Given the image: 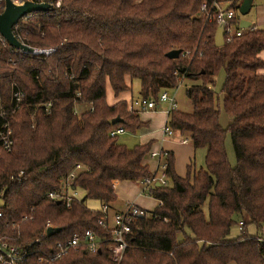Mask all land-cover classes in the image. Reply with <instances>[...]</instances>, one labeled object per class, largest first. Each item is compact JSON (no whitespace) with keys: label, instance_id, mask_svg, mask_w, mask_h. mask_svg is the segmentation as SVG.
I'll return each instance as SVG.
<instances>
[{"label":"trees","instance_id":"trees-1","mask_svg":"<svg viewBox=\"0 0 264 264\" xmlns=\"http://www.w3.org/2000/svg\"><path fill=\"white\" fill-rule=\"evenodd\" d=\"M204 1L61 0L59 9L19 23L25 44L57 48L47 58L0 56V98L13 140L10 151H0V235L30 246L33 253L20 264H45L38 259L56 242L87 230L104 240L95 253L72 250L52 264H264L261 233L249 235L241 222V234L228 238L235 215H246L257 231L264 226V29L217 48L215 25L199 15ZM173 50L179 57L168 59ZM220 71L222 109L232 117L226 128L212 90ZM182 78L192 82L185 89L192 111L174 109L167 123L194 150L205 149V169L189 165L180 177L173 153L163 149L169 183L148 191L162 204L134 218L129 246L116 262L110 229L97 225L101 209L84 202L107 206L110 217L121 212H112L114 182L150 176L152 143L127 148L110 137L114 128L135 133L147 123L129 109L133 100L108 104L106 86L117 97L137 80L139 97L157 99ZM15 89L24 97L13 112ZM116 118L121 122L113 125ZM227 133L235 167L225 150ZM76 165L87 168L72 185L84 197L70 207L50 200ZM47 225L59 232L47 237Z\"/></svg>","mask_w":264,"mask_h":264},{"label":"built area","instance_id":"built-area-1","mask_svg":"<svg viewBox=\"0 0 264 264\" xmlns=\"http://www.w3.org/2000/svg\"><path fill=\"white\" fill-rule=\"evenodd\" d=\"M15 6H23L25 3H35V4H47L50 6L48 13L55 11L61 7V0H9ZM243 1V0H242ZM236 2L235 0H207L204 1L199 8V15L205 23H213L215 28L221 29L223 43H230L234 39L241 37L247 32L258 29V27L252 26L243 28L240 26L241 19H245L239 13V6L242 3ZM262 1V0H258ZM254 2V0H253ZM253 6V3H252ZM5 8V0H0V14ZM39 12H32L30 14L24 15L18 23L12 28V33L17 41H19L24 47L31 50L30 53L24 52L21 49L10 47L7 41L0 35V56L4 51H8L10 54L16 56H32L39 58H47L53 55L57 48L56 47H32L23 42L22 36L18 30L19 23L25 22L32 18L35 14ZM188 52L183 53L182 57H188ZM183 78L178 82L177 86L170 91L177 90L181 87ZM175 93L170 95L168 91H162L158 94L157 99L152 98H141L133 100L129 106L131 111L137 113H149L156 112L160 104L165 105L162 112L166 115V122L160 129V139L159 148L156 151L150 153V158L153 159L154 167L150 171V176L142 179L140 181L141 188L139 195L147 196L148 191L153 186L165 187L168 185V179L165 174V152L162 148V144L171 138L175 132H173L167 121L172 110L177 109L175 101ZM24 94L20 90H13L11 93V105L12 111L19 109L20 104L23 100ZM45 107H50V104H45ZM7 111L5 110L2 100L0 98V151H10L13 140H12V130L9 123L5 120ZM126 131L123 127H117L109 132L110 137H119ZM187 139H182L179 143H187ZM87 169L82 165H76L75 168L67 175V177L62 181V187L59 191H54L48 194V198L52 201H56L64 204L66 207H70L71 201L76 199L77 192L72 188L73 182L79 171ZM21 174V173H20ZM149 196V195H148ZM150 197V196H149ZM157 202V201H156ZM161 202H157V205H161ZM101 216L97 221V225L104 229H110V243H111V253L112 259L116 262L120 261L125 250L128 248L127 237L130 235L131 228L130 224L136 217H142L145 214V210L138 207L134 202H127L124 209L109 216L107 206H102ZM1 217V212H0ZM27 217H24L22 221H25ZM48 226V225H47ZM48 228H50L48 226ZM239 229H242V223H240ZM17 240V238H14ZM104 240L97 238L92 230H87L82 235H73L71 239L67 241L56 242L48 253H43V257L39 262L45 264H52L55 261L62 259L68 252L77 251L79 249L85 250L89 253H95L98 249L100 243ZM30 246L21 247L14 244L11 238L6 235H0V264H20L24 262L27 257L32 254Z\"/></svg>","mask_w":264,"mask_h":264},{"label":"rangeland","instance_id":"rangeland-1","mask_svg":"<svg viewBox=\"0 0 264 264\" xmlns=\"http://www.w3.org/2000/svg\"><path fill=\"white\" fill-rule=\"evenodd\" d=\"M264 1H258L254 0L253 7L251 8L250 12L244 17L246 20L251 22L252 26L258 27L260 29H264V19L257 20V12L256 8L257 5H263ZM259 10H264L262 7ZM204 22V21H203ZM259 57L264 60V52L260 53ZM224 72L220 71L214 78V85L212 87L213 93L216 100L217 108L219 110V123L223 128H226L231 121L232 117L231 115L226 114L222 109V92L221 87L224 83ZM127 83L130 86V90L128 92L121 93L119 96L115 97L110 89V87L106 86V98L108 104H113L117 101H126L128 104L132 100H136L139 98V83L137 80H129ZM192 82L190 80H185L183 82V85L174 91H168L170 95H173L175 93V101L177 105V109L182 112L191 113L192 107L185 95V89L188 87ZM165 108V105L160 104L159 109L156 112H160ZM84 110V107H81V111ZM79 111V110H78ZM140 121L142 123H147V126L144 128H141L137 132H128L126 131L124 134L120 135L117 138V142L121 145L126 146L127 148H133L134 146L140 144L146 139H154L156 142L158 137V134L152 133L151 131L159 128L161 124L164 122L163 115L161 113H153V114H142L139 115ZM150 133L147 137H142L141 135H144V133ZM188 139V142L186 144H180L179 141L181 139ZM173 142V143H172ZM171 143V144H169ZM155 144L159 145V142H156ZM225 150L228 158V162L231 167H235V157L232 149V144L230 141V136L227 133L225 135ZM162 148L165 150H169V152L173 153L174 157V168L177 175L180 177H184L186 175V169L187 166L192 165L195 172L199 170H204V156H205V149H196L194 150L192 147V144L187 136H180L178 134H174L168 141L164 142L162 144ZM136 184L137 182H131ZM138 184V183H137ZM140 184V183H139ZM139 184L137 186H139ZM77 192V199H82L84 197V194L82 191L78 190ZM120 195V194H119ZM148 208L153 209L154 205L156 204L153 200L148 201ZM1 203V202H0ZM85 206L90 209L97 211L101 209V205L98 201L95 200H86L84 202ZM156 207V206H155ZM151 209V210H152ZM155 209V208H154ZM153 209V210H154ZM152 210V211H153ZM148 212V211H147ZM150 212V211H149ZM24 217H22L21 221ZM234 225L230 229V234L228 238L234 239L237 238L241 231L239 229L240 223L245 222V230L249 235H253L254 233H260V231H257L256 227L253 224L248 223V217L246 215H235L233 217ZM256 229V232L254 231ZM260 230V229H259ZM246 231H244L246 233Z\"/></svg>","mask_w":264,"mask_h":264},{"label":"water","instance_id":"water-1","mask_svg":"<svg viewBox=\"0 0 264 264\" xmlns=\"http://www.w3.org/2000/svg\"><path fill=\"white\" fill-rule=\"evenodd\" d=\"M253 0H243L239 6V13L241 16L245 17L252 8ZM50 9L47 4H35V3H25L23 6H15L9 0H5V8L0 14V35L7 41L10 47L21 49L24 52L30 53L29 48L24 47L19 41L16 40L12 33V28L18 23V21L26 14L32 12H45ZM251 22L246 19H241L240 26L243 28L249 27ZM224 45L222 40L221 29L217 28L214 34V46L219 48ZM180 55L179 50H173L166 54L168 59H177ZM121 120L116 118L112 121V124H118ZM59 204V202H57ZM59 229L47 228L46 236L51 237L58 233Z\"/></svg>","mask_w":264,"mask_h":264},{"label":"crops","instance_id":"crops-1","mask_svg":"<svg viewBox=\"0 0 264 264\" xmlns=\"http://www.w3.org/2000/svg\"><path fill=\"white\" fill-rule=\"evenodd\" d=\"M262 1H264V0H262ZM262 7L264 8V3H263V5H259V6L257 5V7H255L256 8V12H257L256 13L257 14V20H259V19L263 20L264 19V10H259ZM153 113H161L163 115V118H164L163 124H161V126L159 128H156V129L151 131L152 133L158 134V137H156L157 138L156 142H159L160 135H161L160 129L166 122V115L162 111H160V112L140 113V115H142V114H153ZM149 134L150 133L148 132V133H144V135H141V136L142 137H147ZM174 134H178V135H180L182 137V135L180 133H178V132H175ZM185 139H187V138H185ZM154 141H155L154 139L150 138V139L144 140L140 144H147V143L151 142L152 143L151 150L152 151H156V150H158L160 144L159 145L155 144L156 142H154ZM169 144H171V143H169ZM166 151H169V150H166ZM154 162L155 161L153 159H150L148 157L146 163L149 165L150 171L154 167ZM137 183L139 184L140 182H137ZM137 183L134 184V183H131V182H128V181H124V182L116 181V182H114V193H115V195L117 197V201L113 204V209L114 210L112 212L123 210L127 202H134L138 207H140V208H142V209H144V210H146L148 212L149 211L151 212L155 208V206H157L156 200L153 199L152 197H149L148 195L147 196H140L139 195L141 184H139V186H137L138 185ZM149 200H153L156 203L154 205L153 209L151 208L152 210L148 208V203H149L148 201ZM254 231L256 232V229ZM260 233L264 237V226L261 228Z\"/></svg>","mask_w":264,"mask_h":264}]
</instances>
